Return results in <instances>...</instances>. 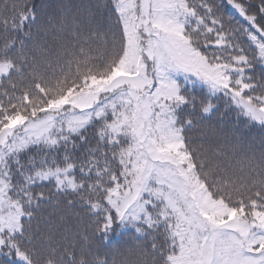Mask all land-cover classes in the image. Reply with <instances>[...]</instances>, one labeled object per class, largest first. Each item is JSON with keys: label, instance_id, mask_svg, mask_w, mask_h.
<instances>
[{"label": "snow or ice", "instance_id": "1", "mask_svg": "<svg viewBox=\"0 0 264 264\" xmlns=\"http://www.w3.org/2000/svg\"><path fill=\"white\" fill-rule=\"evenodd\" d=\"M89 7L49 45L33 0H0V264H117V228L146 242L119 264H264V147L191 136L225 98L264 129V0Z\"/></svg>", "mask_w": 264, "mask_h": 264}, {"label": "trees", "instance_id": "2", "mask_svg": "<svg viewBox=\"0 0 264 264\" xmlns=\"http://www.w3.org/2000/svg\"><path fill=\"white\" fill-rule=\"evenodd\" d=\"M106 0H33L37 11L39 25L43 31H40L38 38L49 45L56 43V38L53 35L54 29L48 27L49 21L55 25L64 17H78L82 21L90 18V13H94L95 9L89 6L96 4H104ZM101 11H103L101 9ZM33 33H37V27L32 29ZM257 75L259 76L260 69L257 68ZM218 111L211 116L209 120L198 125L193 129L191 136L195 141V146L202 147L209 154L224 147L229 150L237 143V140L243 139L245 144L244 151L248 155H255L257 158L260 155L262 141H264V129L258 124L252 125L247 123L245 118L238 116V114L228 107L227 99L217 101ZM220 128L227 129L230 133H235V139L229 135L228 142L226 143L218 135ZM244 158L243 153L237 156V160ZM45 214L53 213L56 223L60 226L62 233L77 239L76 234L84 230L85 226L89 223L86 211L82 207L71 208L64 204H60L58 208L46 207ZM63 217L61 220L60 217ZM112 244L109 251L117 264L119 261H135L136 246L146 243L142 239H137V234L131 230L121 231L117 228L115 233L111 236Z\"/></svg>", "mask_w": 264, "mask_h": 264}]
</instances>
